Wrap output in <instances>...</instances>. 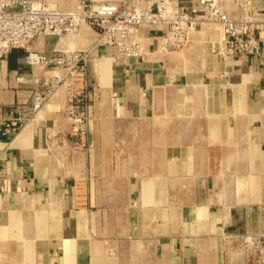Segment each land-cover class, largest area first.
I'll use <instances>...</instances> for the list:
<instances>
[{
	"label": "crops",
	"instance_id": "1",
	"mask_svg": "<svg viewBox=\"0 0 264 264\" xmlns=\"http://www.w3.org/2000/svg\"><path fill=\"white\" fill-rule=\"evenodd\" d=\"M81 1L47 0L65 12ZM253 14L264 21V0ZM161 33L142 28L145 61L91 54L73 86L88 98L82 140L73 133L84 109L70 117L64 87L17 135L4 133L31 99L17 78L36 74L22 50L4 59L0 264H257L242 239L264 236V31L255 28L259 56L230 62L217 57L215 35L166 54ZM36 47L86 44L50 37Z\"/></svg>",
	"mask_w": 264,
	"mask_h": 264
},
{
	"label": "built area",
	"instance_id": "2",
	"mask_svg": "<svg viewBox=\"0 0 264 264\" xmlns=\"http://www.w3.org/2000/svg\"><path fill=\"white\" fill-rule=\"evenodd\" d=\"M257 1L196 0L183 12L182 0H132L123 6L82 0L76 10L65 12L47 0H0V85L2 63L13 51L22 50L26 64L36 72L29 80L17 78V83L31 86V99L16 106L17 115L3 123L4 133L17 135L64 87L70 117L74 118L78 106L84 109L73 133L82 140L89 105L87 95L75 91V78L87 76L91 54L103 48L115 49L125 60L149 59L152 53L142 35L144 27L162 30L158 36L162 53L180 52L196 36L211 34L216 36L211 43L222 62L259 56L255 28L260 25L264 31V21L257 22L253 14ZM50 37L58 41L79 37L86 47L55 48L49 55L38 51L37 43ZM242 241L256 263H264V236H247Z\"/></svg>",
	"mask_w": 264,
	"mask_h": 264
},
{
	"label": "bare ground",
	"instance_id": "3",
	"mask_svg": "<svg viewBox=\"0 0 264 264\" xmlns=\"http://www.w3.org/2000/svg\"><path fill=\"white\" fill-rule=\"evenodd\" d=\"M75 39V38H74ZM75 41V40H74ZM73 42V41H72ZM71 43V42H70ZM64 44V43H63Z\"/></svg>",
	"mask_w": 264,
	"mask_h": 264
}]
</instances>
